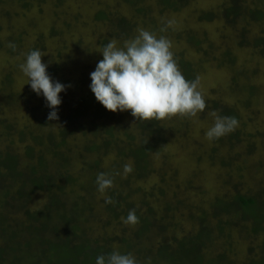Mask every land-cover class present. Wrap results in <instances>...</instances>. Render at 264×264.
<instances>
[{
    "label": "trees",
    "instance_id": "obj_1",
    "mask_svg": "<svg viewBox=\"0 0 264 264\" xmlns=\"http://www.w3.org/2000/svg\"><path fill=\"white\" fill-rule=\"evenodd\" d=\"M121 1L130 6L132 14L120 15L115 5L99 7L92 14V22L102 26L106 34L98 41L102 49L111 40L123 47L125 40L134 38L136 24L151 26L152 30L155 26L153 9L158 14L176 12L192 0H154L151 5L143 4L142 0ZM54 4H59V0ZM27 5L24 1L20 6L26 8ZM197 11L198 21L219 19L224 27L230 28L235 33V47L264 55L262 31L252 37L247 35L251 22H264V0H224L217 6ZM5 16L10 19L7 11ZM66 16L76 19L73 15ZM59 18L62 16L54 13L52 24L46 31L47 37L55 40L54 54L46 71L53 81L66 84L65 67L75 64L74 56L82 46L79 41L73 44L75 47L65 43L61 34L68 30L60 26L64 22ZM161 28L162 24L157 31L159 36L167 32V29L161 32ZM21 35L7 39L16 47L13 50L7 44L6 53H16ZM181 37L194 53L202 57L208 55L204 38H198L191 31H176L174 39L180 40ZM43 41V32L40 31L22 57L32 50L42 53ZM207 45L211 49V43ZM173 55L183 76L189 81L194 80L195 66L182 54L174 52ZM231 62L230 51L226 48L218 65ZM11 81L9 72L0 81L4 98L0 107H8L16 100L26 114L28 125L17 129L11 120L0 117V125L4 124L7 136V143L0 149V264H95L97 256H107L113 251L131 253L137 264H264V240L257 252L252 246L246 248L243 258L236 252V241H240L245 233L256 235L262 229L264 158L249 164L251 174L258 179L250 192L242 193L235 189V185L232 194L213 200L211 216L203 210L196 216L188 212L195 228L178 234L174 230L177 222L173 216L176 205L164 198V187L148 188L155 189L157 195L144 188L147 179L159 171L153 169L151 158L158 151V145L166 141L165 125L161 120H135L130 110L111 112L105 109L89 87L90 74L82 72L73 89L60 96L59 119L49 121L47 116L51 109L46 106L43 95L33 92L29 83L27 93L22 91L14 95L9 92ZM235 85L232 77L231 86ZM204 99L206 108L197 114L199 119L210 117L213 111L219 116L237 119L239 126L235 131L211 140L232 149L242 140L245 122L237 108L211 98ZM240 104L242 106L238 108L246 109L248 98ZM124 118H128L130 124H126L128 121L124 122ZM189 119L192 117L179 118L177 126H188ZM13 131L17 136L15 140L8 138ZM251 135L244 139L248 141L245 144L248 149L254 146V137H261L264 133ZM75 136L82 140L78 150L68 142ZM112 153V166L101 170L100 159ZM212 153L209 155L211 159ZM215 159L225 171L229 170L231 162L237 163L234 155ZM128 163L133 165V171L124 176L123 166ZM101 172L113 180V187L106 189L104 194L98 191L96 183ZM139 180L143 186L133 187L132 183ZM107 197L114 203L106 204ZM182 202L187 204V200ZM133 209L139 223L126 225L123 221ZM209 217L215 219L214 224ZM245 223H249V227ZM235 233L239 235L238 239L233 238Z\"/></svg>",
    "mask_w": 264,
    "mask_h": 264
},
{
    "label": "rangeland",
    "instance_id": "obj_2",
    "mask_svg": "<svg viewBox=\"0 0 264 264\" xmlns=\"http://www.w3.org/2000/svg\"><path fill=\"white\" fill-rule=\"evenodd\" d=\"M0 1V42L2 43L0 47L2 48L0 50V81L9 72L12 80L9 92L14 95L22 91L27 93L28 77L21 71L19 65L25 63L26 57L23 58L22 55L25 54V50L34 42L40 31L44 36L42 62L48 65L54 54L55 40L49 39L46 34L48 27L52 24L54 13L62 16L59 20H62L64 25L60 26L68 30L66 34H61L65 38V43L75 47L76 45L73 44L79 41V46H82L74 56L75 64L69 67L67 65L66 71L64 70V76L67 78V83L64 85L71 86L66 87L65 91L59 93V96L73 89L82 72L90 74L95 70L97 62L103 58L101 53L103 49L98 45V41L106 34L102 26L92 22V14L95 10L102 6L115 5L116 11L120 15L129 16L133 13L130 6L121 0H59L57 5L54 4L57 3V0ZM24 1L28 3L26 8L20 6ZM153 1L142 0L143 4L148 5L153 4ZM221 1L224 0H192L176 12L167 11L162 14H158L156 9H153L151 12L152 20L155 23L153 29L151 30V26L136 24L137 27L133 33L135 37L138 35L139 29H145L155 33L158 37L157 31L161 24L162 27H165L168 20L175 21L174 26L167 27L166 34L164 32L162 35L171 41L170 50L173 53L182 54L184 59L191 62L193 67L195 66V78H200L198 90L201 91L203 97L218 100L222 104L237 108L241 119L245 122L242 140L235 143L232 149H228L226 144H214L206 138L207 131L215 121L212 115L204 120L199 119L198 116L192 117L189 119V125L183 124V128L177 126L181 116L161 120L165 125L164 137L166 141L158 145L159 153L155 152L151 158L153 169L156 172L159 171L147 179L144 188L157 195L155 189L148 188L156 185L164 187V198L170 199L176 205L173 216L177 222L174 230L178 234L182 231H192L195 228L188 212L196 216L203 210L208 216H211L213 200L222 198L226 194L228 196L232 194L235 185V189L242 193L250 192L258 179L251 174L249 164L264 158V135L254 137L256 140L251 149L245 147L248 141L244 140L250 133L251 136H254L256 132L264 133V55L250 49L235 47L233 45L235 33L230 28L224 27L221 20L204 22L196 19L195 14L199 8L209 9L217 6ZM5 11L10 14V19L5 16ZM66 15H73L76 19H70ZM56 24L59 25L57 22ZM248 29V37H252L254 34L258 35L259 30L262 31L261 34H264V22L253 21L248 25ZM176 31H191L198 38H204V48L208 55L202 57L203 55L194 53L184 42V37L175 40ZM18 34L22 35L18 37L16 53H6L7 44H9L7 39L10 36L17 37ZM209 43H211V49L207 45ZM117 46L121 47L118 43ZM226 48L230 51L232 62L219 66L218 60ZM65 49L68 47L66 46ZM232 77L235 78V86H231ZM245 98L249 100L248 107L246 109L238 108L242 106L240 102ZM0 101L4 104L1 92ZM9 105L5 108L0 107L2 109L0 117L11 120L17 129L28 125L26 114L18 106L17 101L14 100ZM125 121H128L126 124H130L128 118H124ZM132 133H135L134 129H132ZM6 137L4 124L1 123L0 149H3L7 143ZM8 138L15 140L17 136L13 131ZM68 142L78 150L82 140L80 136H75L71 137ZM12 146L17 148V145ZM20 149L19 147L18 150ZM211 151H213L212 159L209 158ZM232 155L237 157V163L231 162L228 166L229 170L225 171L219 166L218 159L215 158L224 156L226 159ZM112 156L113 153L102 156L100 159L101 170L112 166L111 163L114 159ZM251 171L253 170L251 169ZM262 177L264 182V175ZM238 182L239 184H237ZM137 185L142 187L143 182L139 180L132 183L133 187ZM182 200H187V204H184ZM191 209L194 210V213ZM224 218L221 217V219ZM209 221L214 224L215 219L211 217ZM246 225L249 227V223ZM261 228L256 235L245 233L240 241H236L238 244L236 252L241 253L242 258L248 246H252L256 252L259 250V245L264 240V222H262ZM233 238L238 239L239 235L235 233ZM239 264L242 263L239 262Z\"/></svg>",
    "mask_w": 264,
    "mask_h": 264
},
{
    "label": "clouds",
    "instance_id": "obj_3",
    "mask_svg": "<svg viewBox=\"0 0 264 264\" xmlns=\"http://www.w3.org/2000/svg\"><path fill=\"white\" fill-rule=\"evenodd\" d=\"M174 24L175 21L168 20L161 32ZM8 47L15 50L16 46L10 42ZM171 47V41L165 36L157 37L145 29H139L137 36L125 40L123 47H118L115 40L107 42L101 51L103 58L90 73L89 87L96 100L111 112L130 110L135 120L196 117L206 108L205 99L198 90L200 78L189 81L183 76ZM41 57L39 50H32L19 67L28 77L31 90L38 96L42 94L46 106L51 109L47 119L58 120L57 109L61 104L59 93L71 85L53 81ZM211 115L215 121L206 133L209 140L219 139L239 126L235 117L219 116L215 111ZM132 171L131 163L123 166L124 176ZM96 183L101 194L113 187L112 178L103 172L97 175ZM105 203L114 201L107 197ZM123 222L126 225L139 223L134 209L129 210ZM95 264H137V261L131 253L113 251L107 256H97Z\"/></svg>",
    "mask_w": 264,
    "mask_h": 264
}]
</instances>
